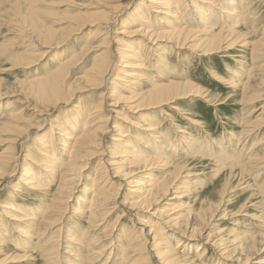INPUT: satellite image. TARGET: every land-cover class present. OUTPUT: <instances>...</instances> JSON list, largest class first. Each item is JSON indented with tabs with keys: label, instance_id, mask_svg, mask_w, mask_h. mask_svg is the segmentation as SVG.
I'll use <instances>...</instances> for the list:
<instances>
[{
	"label": "bare ground",
	"instance_id": "6f19581e",
	"mask_svg": "<svg viewBox=\"0 0 264 264\" xmlns=\"http://www.w3.org/2000/svg\"><path fill=\"white\" fill-rule=\"evenodd\" d=\"M146 1L149 4H145V0L139 1L137 3L139 7H133L131 10L133 13H130L132 17H139L140 28L130 31L128 27H122V29L119 28V31L117 30L118 34L123 36L145 34L154 43L159 40H166L168 44H172L173 47L179 49L188 48L189 50L197 51L203 48V53L206 54L223 49L229 50L230 47L233 45L236 47V44L239 43L242 46L251 44L254 49L252 50L253 53L256 52L259 55L264 54V36H261L257 40L241 39L244 32L240 28L242 26L244 28L249 27L253 21L250 12L252 9V0H201L202 3L200 2V6H196L192 1L194 4V9L192 10L198 14V20L194 21V25L196 26L192 28L185 27V24H181L183 19L182 15L189 12L183 0ZM36 2L37 0H25L24 3L21 1L22 12L16 11L14 18L11 20L23 23L21 27L25 31L31 30V27H33L35 37L43 41L42 46H49L46 48H51L52 42L57 41L59 38L55 34L57 30L44 25L39 27L37 24H40V21L37 24L36 22L32 24L34 20L39 19L36 16L40 8L36 5ZM91 7L90 5L85 12L75 15L76 17L72 20L76 22V25L60 31H66V34L63 38L61 37V41L58 40L59 43L67 41L73 34L77 35L88 27L94 26L96 22L109 19L107 10L91 11L89 10ZM145 7L150 8L158 16L168 15L172 22H180V24L177 26L174 25L175 23L161 25V30L159 32L156 30V33L154 30L155 27L152 28L147 24L144 25L142 23L144 21L140 19L141 11ZM107 8L109 9V5ZM189 20L187 17V20L184 21L190 23ZM27 21L31 24H26ZM125 23L127 21H124ZM167 28L169 29L166 30ZM110 30L109 28L107 33L104 34H109ZM123 40V37L115 40L104 37L102 40H99L97 45L98 51L100 52L97 58L99 61L87 69L81 77H76L73 82L70 80L71 74L69 72L71 60H67L65 63L62 61L63 63L53 70H47L41 77L34 78L23 84V87L19 89L20 93L16 94L20 95L21 93H25L26 95H35L36 99L44 106V108H38L39 110L35 112L38 115L37 118H39L37 120L38 126H35L36 123L34 124L32 121L25 123L20 115L23 111L13 112V101L10 103V107L7 108V112L2 114L0 118V134H8L9 137H7L6 141L10 142L11 145L0 153V191L1 188L5 189L6 187L4 186L8 184L7 186L15 192L14 195L10 192L8 194L6 193V197L10 196V198H8L9 201L5 198L4 200L6 201L0 204L3 207L2 214L12 221L23 220L29 222L31 232L34 236H38L39 241H32L30 237L32 235L26 236L25 232L22 231V234L28 240L19 239L18 243L12 242V244L7 239L10 235L4 229V223L0 222V225H2L0 226L1 229L6 231L5 235L7 234L3 237L0 230V253L4 252L0 258V264L16 262L18 256H27L30 251L41 252L40 254L46 260L51 263L57 262L60 261V258H57L54 254H58V251L61 249L64 254L69 253L72 255V257L67 256L63 258L66 264H83L84 261H88L83 252L80 251L81 247L85 248L84 243L88 246L86 247L87 250L91 249L89 253L92 256L87 257L92 261L89 263L93 264L96 260L106 258L104 263H102L105 264L110 258L108 256L112 253V247H109L110 245L107 246V244H102L104 243V239L101 234L93 235L94 237L92 236L91 238L90 234L93 232V228H96L98 224L102 226L107 216L115 211L117 212V209L122 210V212L116 217V220L111 226L105 229L106 233L113 234L119 220L125 215L135 217L138 224L136 226L139 227L136 230V234H134L135 231H130L133 229H130L128 232L126 231V237L122 235L117 243H113L116 248L118 247L117 258L118 254H120L117 259L118 264H172L177 258H183L195 264L197 261L195 255L202 258L212 246L215 247V253L228 262L232 263L235 260L236 264H250L251 261L245 260V256L257 251L259 243L264 247V235L260 239L258 236L250 237L246 230L234 228L228 230V236L225 238L215 236L216 238L213 237L215 239L209 238L204 241V234H201L197 229L207 224L204 220L207 212L209 213V218L214 217V213H217L220 207V201L210 206L208 210L200 211L199 217L201 220H195L193 225L189 226L190 219L185 220V227H182L177 219L178 217H172L170 214L164 215L162 212L160 213V209L154 207L159 203L157 202L159 199L166 198L170 192L175 194L173 198L187 196L193 184L197 183L199 179L189 180L184 187L182 185L179 186L180 181L185 176L190 175L187 173V161L180 157L179 153L174 154L175 156L172 154L174 146L173 141L167 137L169 135H163L162 131L155 124V119L148 117V115L145 116L143 111L152 108H162L180 98L196 94L198 91L188 87L187 84H190L189 82L175 79H168L166 82L157 83L152 87H144L143 83H140L143 72L138 70V68L140 69L143 66V59L141 58L142 51H131L130 44ZM117 41L124 48L122 47L118 50L115 46ZM172 48L170 47V49ZM46 53H48V49L43 52L44 55ZM161 54L164 55V53ZM9 59L14 62L24 61L25 63H33L38 58L37 54L27 56L12 53ZM164 59L166 61V58H162L163 61ZM117 66H120V68H117ZM163 66L166 65L164 64ZM130 76L134 77V79H129ZM254 78L255 74L251 73L247 80H239L238 82V86L241 85L242 87L240 96L241 102L244 104H253L255 100L250 89V84ZM122 82L123 85L120 84ZM88 85L89 87L90 85H95L103 90L106 89V93L102 91L104 95L101 98L102 100L93 103V105L91 104L86 110L83 109L80 115H78L81 117L80 119L78 117H71L66 120L65 127L61 124L57 116L53 117L52 109L48 110L47 107L54 106V110H60L74 100L77 94L86 90ZM119 85L120 87H118ZM109 93H112L113 99L112 101L108 100L111 101V108L108 110L106 104ZM5 94L3 93V88L0 87V99L11 96V93L9 95ZM13 94L15 93L12 92ZM259 108H261L260 114L264 115V104ZM127 110L132 111L134 114H140L139 120L128 119L129 126L132 128H141L138 134L141 138L147 140L143 142L139 140L140 146L133 145L131 141L132 136L129 134L131 129L123 130L122 128L125 123L121 124L118 119V117H121L125 120ZM254 110L250 112L248 110V113L246 112L247 115L244 118L247 120L243 123L248 124L249 128L244 129V135L252 132L255 128H259L257 127L259 125L260 127H264V117L260 116L253 119L254 117L251 116L255 112ZM114 113L118 115L116 117L117 119L114 117ZM39 114L43 117L41 122ZM46 122L51 123L53 128L51 134H49V131L40 132V135H37L35 141L44 150L46 149V153H41L44 155V158H46L45 156H53L50 155L48 150L51 147L58 149L57 157L47 164L32 151V153H25L24 155L26 157L22 154L20 159L19 154L13 150L17 143V138L25 133L30 138L32 131H41ZM65 130H68L70 133L66 135V138H63L62 136ZM115 130L118 131L117 134L120 137H113L111 140L116 141L113 144L107 138L108 134ZM182 138L184 140V151L187 150L188 154L197 157L201 155V158L207 155L209 156L207 154L208 152L205 153L204 151L197 150L200 147L199 143L201 140L197 141L191 135L182 136ZM170 140L171 142H169ZM183 140L181 139V141ZM259 141L263 142L264 138ZM256 144L257 142L254 143V145ZM25 150H27L26 146L24 147ZM224 152L227 154L226 151ZM224 157L225 154L223 157L218 154L216 155L218 163L216 164L217 170L215 172L217 175L225 168L230 167L229 169L231 171L233 170L234 166L229 165L227 162L229 160ZM93 161H96V169L92 174L94 177L90 180L91 185L88 184L85 187L86 190L78 191L82 181L91 176H87V171ZM250 163L253 164L252 167L255 170L264 171V153L255 154L251 158ZM137 173L141 174L140 177L142 178L138 177V179L140 178L142 180L144 177L152 176V181L144 191L143 189L140 190L141 186L136 187V185H139L137 181L141 180H131ZM19 179L23 185H27L30 189L34 190L33 194L37 196L35 198L45 201V208L41 213H26L22 203L14 199L20 196L19 194L24 193H27L32 198L34 197L31 191L25 189L23 186L15 185L14 182ZM57 181H59V184L55 188L53 197L51 200H48L45 196L51 191V183H56ZM124 184H128L125 187L126 192L122 191ZM227 187L226 181L222 193ZM141 191L143 193L138 194ZM260 191V194L264 197V184L260 188ZM77 192L80 193L77 200H75L73 196ZM150 210L155 212L152 215V219L140 215V212ZM67 214L76 217V219L78 218V220L68 224ZM155 215H159V220L153 218ZM80 217L86 219L88 226H84L79 221ZM7 225H10V222H7ZM155 226L160 227L163 232L168 233V238L172 234H180L181 238L177 240L178 245L173 246L171 241L169 242L160 236V230ZM241 226L243 224H239V227ZM53 229H55L53 231L55 236L50 235ZM79 229L83 231L75 234V231ZM63 232H67V234ZM63 234L66 235L64 236L66 242L70 241L71 243L63 246L59 241ZM113 236L111 239H114ZM124 237L127 238L126 244H123ZM197 243L199 244L197 252L202 250L203 253H194V257H188L187 254H191L188 251V247L194 244L197 245ZM35 244L38 246L37 249H35ZM10 245L13 247L11 248ZM178 247L182 250H177ZM17 250L21 251L22 254L15 253ZM173 255L175 257H172Z\"/></svg>",
	"mask_w": 264,
	"mask_h": 264
},
{
	"label": "rangeland",
	"instance_id": "374dc122",
	"mask_svg": "<svg viewBox=\"0 0 264 264\" xmlns=\"http://www.w3.org/2000/svg\"><path fill=\"white\" fill-rule=\"evenodd\" d=\"M21 1L24 3L25 0H0V87L3 88V93H6L5 95L11 93V96H6L0 99V118L4 112H7V108L10 107L9 105L13 101L14 109H12V111H23L20 115L25 123H30V121H32L34 124L36 123L35 126H38L37 120L39 118H37L38 115L37 113L35 114V112L39 110L38 108H44V106L36 99L35 95H26L25 93H21L20 95L16 94L20 93L19 89L23 87V84L34 78L41 77L47 72V70H53L67 60H71L69 72L71 74L70 80L73 82L76 77H81L87 69L99 61L97 59L100 54L97 48L99 40H102L104 37H106V39L110 38V40L121 39L123 37V41H127L130 44L131 51H142L141 58L143 59V66L140 69L138 68V70L143 72V77L140 79V83H143L144 87H152L157 83H164L168 79H175L189 82L190 84H187L188 87L198 91L196 94L180 98L162 108H152L144 110L145 112L143 111L145 116L148 115V117H153L155 119V124L159 127L160 131H162L163 135H169L167 137L173 141L174 146L172 154L179 153V156L187 161V173L190 175L185 176L180 181L179 186L182 185L184 187L189 180L199 179L197 183L193 184L192 188L190 187L191 189L187 196L173 198L175 194L170 192L166 198L159 199L157 201L159 203L154 207L160 209V213L162 212L164 215L170 214L172 217H178L177 219L182 227H185V220L190 219L189 226L193 225L195 220H201L199 217L200 211L208 210L210 206L220 201V207L218 212L214 213V217L209 218V213L207 212L204 219L207 224L203 225L201 228H197L201 234H204V241L209 238L212 239L215 236H222L225 238L228 236V230L234 228L246 230L250 237L258 236L260 239L264 235V197L260 194V188L264 184V171L261 172L260 170H255V168L252 167L253 164L250 163L251 158L255 154L264 153V141H259L264 138V127H260L259 125L257 126L259 128H255V130L247 133V135H244L243 133L244 129L249 128L248 124L243 123L247 120L244 117L248 112L255 109V112L251 115L254 117L253 119L260 116L264 117V115L260 114L261 108H259L264 104L263 53L262 55H259L256 52L253 53L252 50L254 49L251 44H248V46H242V44L239 43L236 44V47L235 45L230 47L229 50L223 49L206 54L203 53V48H200L197 51H192L188 48L179 49L173 47L172 44H168L166 40H159L154 43L153 40H149L145 34V36L142 34L128 36L118 34V31L122 29V27H128L130 28V31L140 28L141 24L138 19L139 17H132L130 13L132 12L131 10L133 7H139L137 4L139 1L144 0H37L36 5H38L40 11L36 18L39 19L34 20V23L32 24H35V22L37 24L40 21L41 23L37 24L39 27L44 25L57 30L55 34L59 37V41H61L66 34V31H60L76 25V22L72 19L76 17L75 15L85 12L90 5L92 7L89 10H107L109 16L108 20L96 22L94 26L90 27L91 29L88 27L77 35L73 34L65 42L62 41L59 43L58 40L53 41L52 47L46 48L49 46H42L43 41L35 37L36 35L33 33V27H31V30L25 31L21 27L23 23L11 20L14 18V13H16V11L22 12L23 8L21 7ZM192 1L196 6L201 5V0H183L189 12L182 16L184 20H187L188 17L190 23H187L182 18V21L181 19L180 21L181 24H185V27L188 28L196 26L194 25V21L198 20V14L192 10L194 9ZM252 1V9L250 11L253 17L252 24L247 28H244L243 26L240 28L242 29L241 31L244 32V35L241 37L243 40H257L261 38V36H264V0ZM145 4L149 3L145 0ZM108 5L109 9H106ZM141 12L140 19L144 21L142 23L144 25L147 24L152 28L155 27V32L156 30L157 32L161 30V25L175 23L170 20L168 15L158 16L147 7L142 9ZM124 21H127V23L124 24ZM26 24L31 23L27 21ZM178 24H180V22L175 23L174 25L177 26ZM109 28L111 29L109 34L105 35ZM168 29L169 28L166 30ZM118 41L115 45L116 48H118V50L122 47L124 48V46L120 45ZM170 47L173 48L170 49ZM47 49L48 53L44 55L43 52ZM12 53H19L27 56H34L37 54L38 59L33 63H25L24 61L14 62L9 59V56ZM161 53H164V55ZM158 57L161 59L159 58V60ZM162 58H166V61L165 59L163 61ZM164 64L166 66H163ZM117 68H120V66H117ZM251 73L255 74V78L253 80L251 79L252 82L250 84L251 93L255 100L253 104H244L241 102L240 96L242 87L241 85L238 86V82L239 80H247ZM129 79H134V77L130 76ZM120 84L123 85V82ZM87 87L86 90L77 94L74 100L60 110H54V106L47 107L48 110L52 109L53 117L57 116L62 125L65 126L66 120L71 117H78L80 119L81 117L78 116L80 115V112H82L83 109H88L91 104L93 105V103L102 100L101 98L104 96L102 91L103 93H106V89L103 90L95 85H90V87L88 85ZM118 87H120V85ZM12 92L17 96L15 94L12 95ZM112 96V93H109L107 96L106 106L108 110L111 108L110 103L113 99ZM40 117L41 122L43 117L41 115ZM114 117L116 118L118 115L114 113ZM139 118V113L134 114L132 111L128 110L126 111L125 120L118 117L121 124L125 123L122 128L123 130H127L128 128L131 129L129 134L132 136L131 141L133 142V145L140 146L139 140H142V142L147 141L146 139L141 138L138 134V132L141 131V128H132L128 124V119L139 120ZM179 129L181 130L179 131ZM52 130L51 123L46 122L41 131H32L30 138L27 137L26 133L23 134L21 137L17 138V143L13 148L14 152L19 154L18 156L21 159L22 154L24 155L25 153H32V151H34V154L37 155V157L41 158L44 163L49 164L52 159L54 160V158L57 157L58 149H56V147L49 148L50 155L53 156H45L46 158H44V155L41 153H46V149L44 150L39 144H36L37 141H35V139L37 135H40V132L49 131V134H51ZM117 132L118 131L115 130L108 134L107 139L110 143H116V141L111 140L113 137H120ZM68 133L70 132L65 130L62 137L66 138ZM188 135L194 136L197 141L201 140L199 143L200 147L197 148V150L204 151L205 153L208 152L207 154H209V156L207 155L206 157L201 158V155L197 157L188 154L187 150L184 151L185 147L182 136ZM7 137H9L8 134H0V153L11 145L10 142L6 141ZM180 138L183 141H181ZM171 140L169 142H171ZM256 142L257 144L254 145ZM25 146L27 147V150L24 151ZM224 151H226L227 154ZM217 154L222 157L225 154L224 158L229 160L227 161L229 165L234 166L232 171L229 167L222 170L218 175L216 174V164L218 163L216 159ZM24 157H26V155H24ZM95 163L96 161H93L89 166L87 176H91L82 181L78 191L86 190L85 187L88 186V184L91 185L90 180L94 177L92 174L96 169ZM19 175L21 174L19 173ZM140 175L141 174L137 173L131 178V180H141L137 181L139 185H133H136V187L141 186L140 190L143 189L144 191L152 181V176L144 177L142 180L140 179L142 178ZM138 177L140 178L138 179ZM183 181L185 182L182 184ZM226 181L228 187L222 193ZM14 183L15 185L23 186L33 194L34 190L30 189L27 185H23L20 182V179ZM51 184V191L45 196L48 200L52 199L59 181ZM7 185L8 184H6V186L3 185L6 187L5 189L1 188L0 204L6 201L4 200L5 198H10V196L6 197V193L8 194L10 192L13 195L15 193L14 190ZM127 185L128 184H124L122 191L126 192L125 187H127ZM79 193L80 192H77L73 196L75 200H77ZM141 193L143 192L141 191L138 194ZM19 195L20 196L14 199L22 203L26 213L39 214L44 210L46 204L45 201L35 198L37 197L36 195L33 194V198L27 195V193ZM2 209L3 207L0 206V222L4 223V229H6V231H8L7 234L10 235L7 239L11 243H18L19 239L28 240L26 237L28 235H32L30 236L32 241H39L38 236H34L31 232L29 222L23 220L12 221L2 214ZM152 211L153 210L142 213L140 212V215L152 219V215L155 213ZM121 212L122 210L117 209V212L115 211L114 213L109 214L105 219V223L102 226L98 224L96 228H93V232L90 234V238L93 235L101 234L104 239V243L102 244H107V246L110 245L109 247H112V253L110 255L108 253V258H110L105 264H118L117 259L120 254H118L117 258L118 247L116 248L113 243H117L122 235L126 237V231L128 232L130 229H133L130 231H135L134 234H136V230L139 229V227L136 226L138 225L136 218L125 215L119 220L113 234L111 233L110 235V233H106L105 229L108 226H111ZM66 217L68 218V224L74 223L78 220V218L76 219V217L70 214H67ZM153 218L158 219L159 215H155ZM79 221H81L84 226H88L85 218L80 217ZM7 222H10V225H7ZM239 224H243V226L239 227ZM195 226L197 227V225ZM155 227L160 230V236L169 242L171 241L173 246L178 245L177 240L181 238L180 234H172V236L168 238V233L163 232L158 226ZM163 229L166 230L165 228ZM0 230L3 237L7 235H5L6 231H3L1 227ZM54 230L55 229L51 230L50 235L55 236L53 233ZM22 231L25 232L26 236L22 234ZM80 231L83 230H76L75 234H78ZM63 233L67 234V232ZM65 234H63L61 240H59L63 246L71 243L70 241L66 242V239L64 238V236H66ZM112 236L114 239H111ZM125 237L123 244L127 243V238ZM111 240H113V242H111ZM83 245H85V248L80 246V251L83 252L86 260H88L87 262L84 261L83 264H90L92 261L87 257L92 256V254L89 253L91 252V249H86V247H88L86 246V243ZM198 245L199 244L197 243V245L194 244L188 247V251L191 253L187 254L188 257H194V253H203L202 250L197 252ZM262 246L263 245H260L259 243L258 250L251 255L247 254L245 260L251 261L250 264H264V247ZM10 247L12 248L13 246L10 245ZM37 247V244H35V249H37ZM214 248V246L209 248L208 252L202 258L195 255L197 260L195 264H236L235 260H231V263L224 260L220 255H217ZM177 250L181 251L182 249L178 247ZM3 253L4 252L0 253V258ZM15 253L22 254L19 250ZM40 253L41 252L30 251L27 256H18L16 258L17 261L11 262L10 264H66L65 259L63 258H66L67 256L72 257L69 253L64 254L61 249L58 251V254H54L57 258H60V261L51 263ZM172 257L175 256L173 255ZM181 257L183 256L181 255ZM101 259L102 260L94 261L93 264H102L106 260V258ZM122 259L121 261H123ZM179 259L181 260L178 261ZM172 264L193 263H190V261L183 258H177Z\"/></svg>",
	"mask_w": 264,
	"mask_h": 264
}]
</instances>
